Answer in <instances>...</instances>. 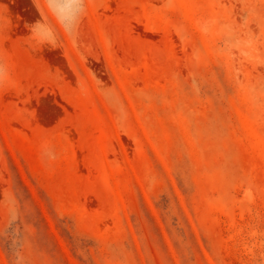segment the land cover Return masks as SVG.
Instances as JSON below:
<instances>
[{
  "label": "rangeland",
  "instance_id": "rangeland-1",
  "mask_svg": "<svg viewBox=\"0 0 264 264\" xmlns=\"http://www.w3.org/2000/svg\"><path fill=\"white\" fill-rule=\"evenodd\" d=\"M0 264H264V0H0Z\"/></svg>",
  "mask_w": 264,
  "mask_h": 264
}]
</instances>
